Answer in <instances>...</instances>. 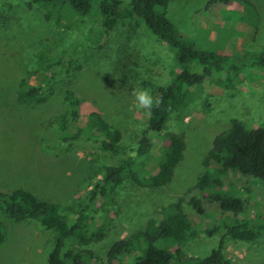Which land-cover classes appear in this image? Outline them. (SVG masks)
Instances as JSON below:
<instances>
[{
	"label": "rangeland",
	"instance_id": "rangeland-1",
	"mask_svg": "<svg viewBox=\"0 0 264 264\" xmlns=\"http://www.w3.org/2000/svg\"><path fill=\"white\" fill-rule=\"evenodd\" d=\"M209 1L169 0L166 17L204 50L230 53L264 47V0H246L257 17L248 15L249 7L237 1ZM250 17L256 18L255 26ZM41 48L50 54L67 49L74 70L68 79L53 84V94L45 103L19 100L21 80L32 85L45 77L35 59ZM177 68L171 50L143 24L105 31L95 17L77 15L56 23L54 19L46 20L45 10L27 0H0V190L22 186L38 199L55 204L75 200L97 182L103 166L112 161L83 143H74L67 152L44 148L45 144L62 145L50 122L63 115L64 92L71 90L81 100L82 121L90 111H96L118 129L119 147L127 150L135 145L145 125L146 110L137 106L133 92L149 91L146 82L168 83ZM190 91L194 100L171 112L162 131L181 133L185 141L171 181L151 189L124 178L113 189V203L107 207L111 221L106 237L88 247L100 259L114 241L125 240L129 245L140 239L147 220L196 183L204 171L202 160L213 137L227 129L231 119L248 128L264 127V69L246 70L234 81L223 80L221 84L207 80ZM163 144L155 135L144 161L147 170L153 169ZM223 183L238 186L240 181L229 173ZM260 189L254 192L258 194ZM256 201L264 213V200ZM210 207L202 215L193 211V227L198 235L181 247L188 257L205 258L220 242L221 231L210 236L203 233L209 225L224 223ZM53 244L54 232L45 230L36 220L8 222L6 238L0 245V264H46ZM142 244L140 239L139 246ZM154 245L169 244L158 241ZM221 254L230 264H264V234L253 241L224 237Z\"/></svg>",
	"mask_w": 264,
	"mask_h": 264
},
{
	"label": "trees",
	"instance_id": "trees-1",
	"mask_svg": "<svg viewBox=\"0 0 264 264\" xmlns=\"http://www.w3.org/2000/svg\"><path fill=\"white\" fill-rule=\"evenodd\" d=\"M27 1L45 10V19H54L56 23L63 17L77 15L95 17L105 31L116 26L143 24L158 42L171 50L178 68L166 84L144 83L150 86L149 94L154 100L159 98L160 103L154 104L150 114L146 110L145 125L135 145L127 150L119 147L121 132L111 127L98 112L90 111L82 121L81 100L71 90H66L62 97L63 115L50 122L62 145L45 144L44 148L67 152L74 143H83L85 148L101 153L112 162L103 166L97 182L67 204L40 200L22 186L0 190V245L6 238L8 222L36 220L45 230L54 232V244L46 264H230L221 254L224 237L253 241L264 234V213L256 201L264 200V127L248 128L241 121L231 119L228 128L213 137L202 160L204 171L196 183L147 220L140 232L143 246H139L140 239L129 245L125 240H117L106 250L104 259L96 256L88 247L106 237L111 221L107 207L113 203V189L124 178L136 186L151 189L171 181L174 169L182 159L185 141L181 133L162 132L169 114L190 104L195 97L190 89L204 81L221 84L223 80L234 81L246 70L264 69V47L230 53L199 48L167 19L169 0ZM232 1L209 2L228 4ZM234 1L247 5V14L256 16L249 1ZM54 12H57L55 17ZM250 18L251 25L255 26L256 18ZM35 59L45 77L32 85L21 80L18 99L41 104L53 94L55 82L71 76L74 65L67 49L50 54L41 48ZM155 135H159L164 144L149 171L144 161L148 159ZM229 173L239 177L238 186L223 183ZM249 181H254L255 185ZM256 188L260 189L258 194L254 192ZM208 205L224 223L209 225L203 233L210 236L221 231L220 242L205 258L188 257L181 247L198 235L193 227V211L202 215ZM158 241H168L169 245L155 246Z\"/></svg>",
	"mask_w": 264,
	"mask_h": 264
},
{
	"label": "clouds",
	"instance_id": "clouds-1",
	"mask_svg": "<svg viewBox=\"0 0 264 264\" xmlns=\"http://www.w3.org/2000/svg\"><path fill=\"white\" fill-rule=\"evenodd\" d=\"M133 96L137 106H142L145 110H148L149 114L154 104L158 105L160 103V99L156 98L154 100L147 90L134 91ZM185 120H187V117H185Z\"/></svg>",
	"mask_w": 264,
	"mask_h": 264
}]
</instances>
